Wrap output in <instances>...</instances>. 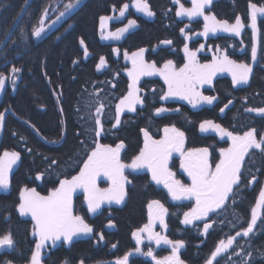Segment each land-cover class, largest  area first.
<instances>
[{
    "label": "trees",
    "instance_id": "obj_1",
    "mask_svg": "<svg viewBox=\"0 0 264 264\" xmlns=\"http://www.w3.org/2000/svg\"><path fill=\"white\" fill-rule=\"evenodd\" d=\"M26 2L0 0V45ZM69 2L31 0L21 21L0 51V75H8L13 67L20 69L15 74L18 77L15 88L7 87L0 99V113L4 116L0 127V155L4 151L20 154L19 164L10 178L9 189L0 190V236L11 232L15 241L14 248L0 250V264L6 261L28 264L36 239L32 235L31 221L19 216L16 211L20 190L25 187L36 188L41 195H47L58 186V179L78 174L87 152L94 147L89 112L95 114L91 102L95 101L97 94L107 105L105 115L101 117L105 131L99 143L115 147L123 142L125 147L121 150V159L124 162H130L142 148L144 137L141 129H147L154 139H160L165 126H175L185 133V149L209 148L213 167L219 160V149L228 147L229 140L221 139L212 131L200 132L199 124L202 121L212 120L240 135L255 128L257 139L264 133V116L245 111L246 107H264V17L257 18V60L253 63L250 53L253 35L249 26L248 7L250 2L258 7L264 6V0H214L210 8H206L207 14L230 24L235 23L239 16L245 27L237 39L217 35L204 41L197 35L202 31V22H190L184 17H177L175 12L179 5L174 4L173 0H146L155 15L146 19L128 10L124 20L117 26L135 19L136 28L118 43H104L100 39V18L116 14L129 0H84L54 30L36 40L32 33L38 27L43 12L51 8L57 15L64 11V5ZM180 3L186 8L191 7L188 0H180ZM113 6L117 11H113ZM182 28L188 39L181 33ZM81 39L87 47V57L84 55V46L80 44ZM163 40L173 43L163 45L160 43ZM185 44L193 51L201 44L212 50L219 48L237 63L250 64L252 73L249 82L233 86L231 78L217 77L210 85L199 89L203 95L215 96L217 99L211 105L193 107L182 100L161 101V90L166 91L164 83L159 78H144L138 85L142 90L140 95L145 98L144 105L136 107L135 112L124 111L120 125L113 128L115 104L119 102L118 98L127 93L130 83L127 76L129 61L124 58V52L131 54L145 48L146 61H154L158 67H162L170 59L180 67L186 62L183 52ZM243 46L246 52L241 50ZM113 49L120 50L119 56ZM101 56L105 57L107 67L98 72L96 65ZM199 61L207 62L209 58L199 57ZM230 100L231 104L228 103ZM225 105L228 106L225 108ZM160 106L179 111L170 110L157 117L154 109ZM221 108H224L223 113ZM252 151L254 155L245 157L241 183L226 208L218 214H211L209 222H215L207 234L203 233V221H195L192 225L181 223L183 213L194 206V201H173L162 187L151 180L148 171L130 173L128 170L126 175L132 183L126 185L127 196L122 206L103 207L91 214L87 212L83 195L74 197L75 214L83 216L94 231L86 238L73 240L72 244L60 243L49 248L42 264H64L65 261L67 264H79L81 260L84 264H105L115 261L126 252L134 251L136 241L132 233L148 222L147 205L151 200H159L168 209L165 216L167 227L158 225L155 231L173 241L184 242L185 246L178 251L184 264H205L220 240L226 241L229 236H235L237 230L247 226L251 220V209L255 207L260 191L264 190V154L258 150ZM53 160L57 163H51ZM179 164L180 157L175 156L169 167L182 183H190V179L181 173ZM40 173L44 174L43 178L36 180V175ZM253 177L255 181L249 183ZM110 222L112 226H109ZM101 233L103 240L99 239ZM237 243L243 246V250L236 246ZM113 245L116 247L113 248ZM148 246L145 238L141 248L146 251ZM151 247L157 258L171 255L169 245L157 247L153 243ZM233 251L241 254L232 255L231 260H228V253H222L217 257L219 264H245V253L251 254L249 264H264L261 256L264 252V207L259 209L254 232L249 238L237 237L229 253ZM129 264L154 262L149 257L133 255Z\"/></svg>",
    "mask_w": 264,
    "mask_h": 264
},
{
    "label": "snow or ice",
    "instance_id": "obj_2",
    "mask_svg": "<svg viewBox=\"0 0 264 264\" xmlns=\"http://www.w3.org/2000/svg\"><path fill=\"white\" fill-rule=\"evenodd\" d=\"M80 0H70L64 5V11L60 12V17H63L66 12L72 10L79 5ZM174 4L179 5L175 12L177 17H187L192 20L197 17H203V31L197 35L208 37L209 33L216 34L218 31L240 36L245 24L239 16L236 17L235 23L230 24L226 20H219L215 15L205 14V9L210 8L212 0H191V7L186 8L180 0H173ZM129 3H124L119 9V16L125 17L129 10ZM131 7L137 12L143 13L148 17H152L155 13L150 9L146 0H133ZM250 9V27L252 29L253 44L251 46V60L253 63L257 60V18L264 17V6H257L255 3H249ZM113 11H117L113 6ZM47 16V11L42 14L39 21V26L33 29V35L40 37L45 31L44 18ZM59 19V17L57 18ZM101 28L103 29L104 22L110 19L109 17H101ZM137 26L135 19H129L127 25L118 28L114 32L107 35H102L103 39L119 40L125 33ZM182 34L184 29L181 30ZM185 38L189 37L185 34ZM163 45H171V40H163L160 42ZM81 46H84V55L87 57V47L84 45V40H80ZM204 49L201 44L200 48L193 51L185 44L183 52L185 63L178 67L173 60H166L162 67H158L156 62H148L145 59L147 49L140 48L129 54L124 52V58L131 62V68L127 69V76L130 80L127 93L118 98L119 102L115 104V115L113 128L118 127L121 123V114L124 111L135 112L136 106H143L145 98L140 95L141 88L138 86L141 77L159 75L167 90H161L159 99L167 101L170 98L185 100L193 107L204 103L211 105L217 99L215 96L203 95L199 90L205 84H211L213 78L218 73H230L233 86L247 84L252 73V66L248 63H237L230 59L226 51L221 52L216 49L218 55L213 56L211 62L200 63L197 58V53ZM119 56L120 50L113 49ZM107 67L105 57L99 58V63L96 65L97 71H101ZM20 69L13 67L12 74L15 83V74ZM118 75V73L116 74ZM5 86V78L0 75V90ZM115 87V84H112ZM102 91V90H101ZM155 92V89H152ZM229 104L232 103L230 100ZM95 114L89 112V117L92 120V132L94 134V147L86 154V159L82 161V167L79 168L78 174L72 175L70 178L58 179V186L54 187L47 195H41L36 188L25 187L20 190L19 202L16 205V211L21 217H30L33 225L32 235L38 239L35 241V249L31 253L28 264H42V249L48 242L55 246L57 241H63L66 244H72L74 237L81 235H89L93 233V228L85 221L81 215H77L73 208V197L78 191H81L84 196V201L87 205V212L97 213L103 204L120 205L124 202L127 191L126 185L132 181L125 174L126 170L131 172H139L147 170L151 174V180L156 185H163L167 189L168 195L173 201H194V206L189 211L183 213L184 225H192L195 221H203V233L207 234L212 227L210 221L211 214H218L220 210L226 208L230 197L239 187L242 179V168L245 162V157L254 155L252 150H258L264 154V133L257 139V130L250 128L242 135L234 134L223 128L220 124L212 120H204L199 124V130L202 133L215 132L221 139L227 138L231 143L229 147L219 149V160L214 167L210 160V150L208 147L185 149V133L180 131L175 126H165L163 128V137L154 139L147 129H141L143 133V146L130 162H124L121 159V150L125 145L120 142L112 147L108 144L99 143L101 134L105 131L101 117L105 115L104 109L107 106L104 100L97 97L91 102ZM228 105H225V108ZM179 111V109H169L164 106L156 107L154 115L159 117L164 113ZM63 111V109H61ZM220 111L223 113L224 108ZM248 113L255 112L258 115L264 116V107H246ZM4 116L0 113V127ZM31 151V149H29ZM176 153L180 157V169L187 174L190 183H182L176 178V173L169 167V162ZM20 159L18 152L4 151L0 155V190L7 191L10 187L9 173L12 167ZM51 163L55 164L56 161ZM43 173L37 174L35 179L41 180ZM104 177L109 182V186L101 188L97 181ZM255 181L252 178L249 183ZM234 202V200H233ZM264 207V190L259 193V199L251 209V220L247 222V226L237 230L235 236H229L227 240H220L215 249L211 252L210 258L205 264H219L217 257L222 253H228L227 259L231 260L232 255L239 256L240 252H231V249L236 242L237 237L249 238L254 232V228L259 219V209ZM148 222L142 228L137 229L132 233L133 239L136 241L134 251L126 252L122 257H118L113 264H129V259L133 255H141L151 258L154 264H184L178 255L179 249L185 246L182 240H171L167 236L154 231L157 222L161 227L166 228L165 216L168 214V209L165 208L159 200H151L148 205ZM111 225V222L109 224ZM143 234V235H142ZM144 236L148 241V247L145 251L141 248L144 243ZM103 234H99V239L103 240ZM159 247L161 244L171 246V255L163 258H157L151 247L152 244ZM15 241L11 232L0 236V248H14ZM237 247L243 250V246L236 244ZM113 248L116 245L112 246ZM264 258V252L261 253ZM245 264L251 261V254L245 253ZM5 264H12L11 261H6ZM64 264H67L65 261ZM79 264H84L81 260Z\"/></svg>",
    "mask_w": 264,
    "mask_h": 264
},
{
    "label": "rangeland",
    "instance_id": "obj_3",
    "mask_svg": "<svg viewBox=\"0 0 264 264\" xmlns=\"http://www.w3.org/2000/svg\"><path fill=\"white\" fill-rule=\"evenodd\" d=\"M84 0H81L80 1V3H79V5L83 2ZM189 2H190V4H191V0H188ZM212 1H214V0H212ZM132 2H133V0H129V5H130V7H129V10H132V11H134L135 13H137V14H139V15H141V16H143L144 18H146V19H151L152 17H148V16H146V15H144L143 13H140V12H137L136 11V9L135 8H133V7H131V4H132ZM79 5H77L75 8H73L72 10H70V11H68V12H66L65 13V15L63 16V17H60V13H58L57 15H55L54 13H55V10L54 9H51V8H47L46 9V11H47V16H46V18H44V28H45V31L41 34V36L40 37H35L34 35H33V37L37 40V39H40V38H42L44 35H46L47 33H49V32H51L52 30H54L62 21H64L72 12H74L75 11V9L79 6ZM192 6V5H191ZM45 12V11H44ZM43 12V13H44ZM53 14H54V17H52L53 16ZM205 14H207L206 13V9H205ZM114 15H116V16H114ZM127 15V12H126V14H125V16ZM209 15V14H208ZM52 17V18H51ZM59 17V19H57ZM106 17H109L110 19H108L107 21H105L104 22V26H103V29L101 28V20H100V39L104 42V43H118V42H120V41H122L124 38H125V36L129 33V32H132L136 27H134V28H132V29H129V31L127 32V33H125L119 40H115V39H103L102 38V35H107L108 33H110V32H114V31H116L118 28H122V27H125L126 25H127V22H126V24H124V25H121V26H117V25H119L123 20H124V18L125 17H120L119 16V12H117L116 14L114 13V14H112L111 16H106ZM41 18H42V16H41ZM186 20H188V21H190V22H192V21H195V20H200L201 22H202V31H203V25H204V20H203V17H197V18H194V19H192V20H189L187 17H184ZM41 20V19H40ZM38 26H39V24H38ZM201 31V32H202ZM243 33V29H242V31H241V34ZM241 34H240V36H235V35H233V34H229V33H224V32H221V31H218L216 34H212V33H209V35H208V37L207 38H209V37H214V36H217V35H224V36H228V37H232V38H240L241 37ZM198 37L200 38V39H203L204 41H205V39H207V38H205L204 36H201V35H198ZM260 43V42H259ZM252 44H253V42H252ZM256 44H258V40H257V43ZM204 45V44H203ZM200 48V47H199ZM198 48V49H199ZM241 50L242 51H244V52H246V49H245V46H243V48H241ZM250 53H251V49H250ZM218 54H220V53H217V51L216 50H212L211 48H208V47H206L205 45H204V49H202V50H200L198 53H197V58H198V60H199V57H207V58H209V61H207V62H203V63H209V62H211V60H212V58H213V56H215V55H218ZM129 61V60H128ZM99 63V62H98ZM129 68H131V62L129 61ZM105 69V68H104ZM104 69L103 70H101V71H98V72H102V71H104ZM97 70V69H96ZM221 76H226V77H229V78H231V80H232V77H231V74L230 73H227V72H224V73H218L214 78H213V81L215 80V78H217V77H221ZM4 78H5V86H4V88L2 89V90H0V99L2 98V96H3V94H4V92H5V90H6V88L7 87H10V88H12V89H14L15 88V85H16V83H17V80H18V77H14V79H15V83H13L12 82V80H13V74H12V70L10 71V73L8 74V75H6V76H3ZM144 78H148V79H153V78H159V79H161V81L163 82V79L159 76V75H154V76H144V77H141V79L140 80H142V79H144ZM164 83V82H163ZM165 85V84H164ZM208 84H205V85H203L202 87H204V86H207ZM243 84H241V85H236V86H242ZM165 88H166V90H167V86L165 85ZM201 88V87H200ZM199 88V89H200ZM170 99H174V100H179V99H176V98H170ZM182 101H185V100H182ZM185 102H187V101H185ZM188 103V102H187ZM204 103H201V104H198V105H203ZM197 105V106H198ZM139 105H137L136 107H138ZM224 139H227V138H224ZM228 140V139H227ZM229 143H228V147L230 146V141H228ZM3 154V153H2ZM1 154V155H2ZM175 156H179L178 154H176V153H174L173 154V157H175ZM172 157V158H173ZM20 160V159H19ZM19 160L16 162V164H14L13 165V167H12V170H11V172L9 173V178H11V176H12V174H13V172L16 170V168H17V166H18V164H19ZM171 161V160H170ZM169 164H170V162H169ZM128 170H126V172H127ZM147 171V170H146ZM126 172H125V174H126ZM154 182V181H153ZM97 183H98V186L99 187H101V188H106V187H108L109 186V182L106 180V178H104V177H101L98 181H97ZM155 183V182H154ZM157 186H160V187H162L166 192H167V189H165L164 187H163V185H157ZM2 191H4V190H2ZM79 194H82L83 195V193L81 192V191H78L76 194H74V197L76 196V195H79ZM74 197H73V199H74ZM84 197V196H83ZM184 201H186V200H184ZM124 203V202H123ZM122 203V204H123ZM122 204H120V205H116V204H111V205H109V204H103L102 206H101V208H100V210L103 208V207H109V206H121ZM99 210V211H100ZM259 211V210H258ZM92 214V213H91ZM23 218H26V219H29L30 221H31V218L30 217H23ZM32 223V222H31ZM158 225H160L158 222H157V224L155 225V228H154V231L156 230V226H158ZM33 226V225H32ZM91 234H89V235H87V236H85V235H81V236H79V237H74L73 238V240H75V239H78V238H86V237H88V236H90ZM145 238H146V236H144ZM36 240L38 239L37 237H34ZM145 238H144V240H145ZM60 243H64L63 241H57L56 242V244H55V246H57L58 244H60ZM64 244H66V243H64ZM161 245H163V244H161ZM55 246H53L52 244H51V242H48L47 243V245H46V247L44 248V249H42V259H43V256H44V254H45V252L49 249V248H53V247H55ZM5 250V249H9V248H7V247H5V248H0V250Z\"/></svg>",
    "mask_w": 264,
    "mask_h": 264
},
{
    "label": "water",
    "instance_id": "obj_4",
    "mask_svg": "<svg viewBox=\"0 0 264 264\" xmlns=\"http://www.w3.org/2000/svg\"><path fill=\"white\" fill-rule=\"evenodd\" d=\"M31 0H27L26 4L24 5L22 11L20 12L19 16L17 17L16 21L14 22L11 30L9 31L8 35L6 36L5 40L2 42V44L0 45V51L2 50V48L4 47V45L7 43V41L9 40V38L11 37L12 33L14 32L15 28L17 27V25L19 24V22L21 21V18L23 17L25 11H26V8L29 4ZM254 42V41H253ZM257 43V37H256V41ZM114 261H110L108 263H105V264H113Z\"/></svg>",
    "mask_w": 264,
    "mask_h": 264
},
{
    "label": "flooded vegetation",
    "instance_id": "obj_5",
    "mask_svg": "<svg viewBox=\"0 0 264 264\" xmlns=\"http://www.w3.org/2000/svg\"><path fill=\"white\" fill-rule=\"evenodd\" d=\"M183 172V171H182ZM184 173V172H183ZM184 175H186L187 176V174H184Z\"/></svg>",
    "mask_w": 264,
    "mask_h": 264
}]
</instances>
